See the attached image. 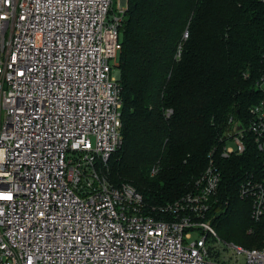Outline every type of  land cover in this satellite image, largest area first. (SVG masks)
<instances>
[{"label":"built area","instance_id":"built-area-1","mask_svg":"<svg viewBox=\"0 0 264 264\" xmlns=\"http://www.w3.org/2000/svg\"><path fill=\"white\" fill-rule=\"evenodd\" d=\"M112 2L0 0V264H264V248L235 246L233 260L218 251L208 218L221 160L264 154V71L261 98L246 121L229 118L191 190L149 211L135 187L102 174L123 145L110 61L128 0L109 16ZM240 182L259 221L264 178Z\"/></svg>","mask_w":264,"mask_h":264},{"label":"trees","instance_id":"trees-1","mask_svg":"<svg viewBox=\"0 0 264 264\" xmlns=\"http://www.w3.org/2000/svg\"><path fill=\"white\" fill-rule=\"evenodd\" d=\"M119 39L123 145L102 174L158 213L191 190L229 118L246 121L261 98L264 0H128ZM263 160L251 146L220 162L208 218L225 242L264 248V215L253 220L239 195L246 173L264 178Z\"/></svg>","mask_w":264,"mask_h":264},{"label":"rangeland","instance_id":"rangeland-1","mask_svg":"<svg viewBox=\"0 0 264 264\" xmlns=\"http://www.w3.org/2000/svg\"><path fill=\"white\" fill-rule=\"evenodd\" d=\"M111 7H112V11L109 16H112V14L119 12V0H113ZM118 62H119V57H117L115 60L113 59L110 61V63L114 66L112 73H115L118 71V69L115 67ZM249 233H251V231ZM235 246H239V245L234 244V243H228L222 240L220 241V243L218 242V244L216 245V248H218V251L224 249L225 254L228 257H231L232 258L231 260H233V258L237 256V251L235 249ZM220 252L222 253L223 251H220Z\"/></svg>","mask_w":264,"mask_h":264},{"label":"water","instance_id":"water-1","mask_svg":"<svg viewBox=\"0 0 264 264\" xmlns=\"http://www.w3.org/2000/svg\"><path fill=\"white\" fill-rule=\"evenodd\" d=\"M120 78H121V72L118 71V79L120 80Z\"/></svg>","mask_w":264,"mask_h":264}]
</instances>
